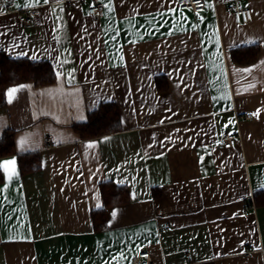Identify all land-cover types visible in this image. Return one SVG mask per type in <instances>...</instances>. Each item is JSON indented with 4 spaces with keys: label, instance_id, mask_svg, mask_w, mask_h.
<instances>
[{
    "label": "crops",
    "instance_id": "crops-1",
    "mask_svg": "<svg viewBox=\"0 0 264 264\" xmlns=\"http://www.w3.org/2000/svg\"><path fill=\"white\" fill-rule=\"evenodd\" d=\"M101 1L98 18L93 0H0V52L61 74L5 86L30 87L0 107V139L14 130L16 145L0 157V264H134L142 249L152 264H264V0H237L252 9L246 24L229 10L236 0H206L203 12ZM252 41L255 60L236 62L232 50ZM108 101L122 130L82 139L72 125ZM227 133L238 144L224 147ZM30 152L41 167L22 173L18 155ZM106 181L130 199L97 229Z\"/></svg>",
    "mask_w": 264,
    "mask_h": 264
},
{
    "label": "trees",
    "instance_id": "trees-1",
    "mask_svg": "<svg viewBox=\"0 0 264 264\" xmlns=\"http://www.w3.org/2000/svg\"><path fill=\"white\" fill-rule=\"evenodd\" d=\"M260 50L259 44L239 46L232 50L233 59L241 64L255 60ZM57 79L53 65L46 60L33 61L29 58H11L0 52V107L6 106L5 86L17 82L32 80L36 85H46ZM160 80V78H159ZM159 87H163L160 85ZM73 129L82 139L94 138L122 130L118 106L114 101L102 102L89 112L85 121L74 123ZM16 153L15 131L7 129L0 139V157ZM22 173L37 170L41 167L39 154L27 153L18 155ZM105 207L92 212L96 228L106 225V208L111 204L127 202L130 199L129 190L117 186L111 181L100 185ZM256 204H264V191L256 193Z\"/></svg>",
    "mask_w": 264,
    "mask_h": 264
},
{
    "label": "built area",
    "instance_id": "built-area-1",
    "mask_svg": "<svg viewBox=\"0 0 264 264\" xmlns=\"http://www.w3.org/2000/svg\"><path fill=\"white\" fill-rule=\"evenodd\" d=\"M179 7L184 10L203 12L206 7V0H180ZM229 10L232 12L237 24L249 23L253 18L252 9L242 6L237 0L229 6ZM88 12L90 15L98 18L103 17L105 14V5L101 0H93V4L89 7ZM20 21L27 25L32 23L33 18L26 9L22 10ZM244 117L251 118L252 114L247 113ZM239 140L240 138L238 134L227 133L223 137L222 145L229 148L238 144ZM134 264H152L151 252L148 249L140 250L134 257Z\"/></svg>",
    "mask_w": 264,
    "mask_h": 264
},
{
    "label": "snow or ice",
    "instance_id": "snow-or-ice-1",
    "mask_svg": "<svg viewBox=\"0 0 264 264\" xmlns=\"http://www.w3.org/2000/svg\"><path fill=\"white\" fill-rule=\"evenodd\" d=\"M40 2V0H31V2H29V0H26L25 4L23 5L24 7H32V6H35L36 4H38ZM43 2L45 4L49 3V0H43ZM110 7V6H109ZM2 14V13H0ZM0 35H5L4 32H0ZM251 43H254V44H258L259 41H252ZM19 55H22V56H27L28 54L25 53V52H21L19 53ZM98 55V53H97ZM32 60H37L38 57L37 56H32L31 57ZM53 59H56V57H53ZM261 63H264V61H262ZM255 67V66H253ZM239 71H242V72H250L252 71L251 68L249 69H242V70H239ZM57 77H59L61 74L59 72L56 73ZM27 87H30L28 85H20V86H14V87H11L9 89L6 90V93H5V99H6V102L11 104L15 97H16V94L18 92H20L21 90L27 88ZM177 87H180V85L178 84ZM227 127V125H226ZM230 134V133H229ZM27 143V138H21L17 144H18V148L20 149V151H27V150H30V149H26L24 146L25 144ZM92 145L90 144L89 147H91ZM14 166H15V159L13 160H10V161H6V162H3V167L5 169V171H8L9 170V167H12V169L14 170ZM260 187L262 189H264V185H260ZM97 207H100L99 204H97ZM117 215V212L114 210L112 212V216L115 217Z\"/></svg>",
    "mask_w": 264,
    "mask_h": 264
}]
</instances>
